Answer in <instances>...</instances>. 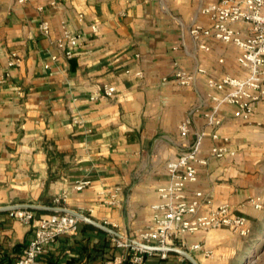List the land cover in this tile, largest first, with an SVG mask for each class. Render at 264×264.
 <instances>
[{
  "label": "crops",
  "instance_id": "obj_1",
  "mask_svg": "<svg viewBox=\"0 0 264 264\" xmlns=\"http://www.w3.org/2000/svg\"><path fill=\"white\" fill-rule=\"evenodd\" d=\"M49 1H16L0 20V207L34 203L45 209L38 214L53 212L48 208L58 207L53 197L67 190L59 207L83 211L100 222L108 217L118 234L132 236L151 221L157 188L168 177L167 162L204 130L202 156L223 136L235 154L209 157L199 165L188 195L200 189L211 205L228 201L236 213L248 217L252 230L258 209L247 198L264 192V103L254 105L248 120L223 103L216 129L221 137L213 140V128L202 113L211 108L212 95L222 91L210 88L203 76L184 85L173 77L176 68L192 70L201 63L214 77L245 72L236 61L235 44L210 39L207 49H199L188 32L192 23H209L198 8L213 0ZM40 4L44 10L38 9ZM44 18L51 22L50 36L40 32ZM62 18L85 38L69 59L55 43ZM93 22L99 24L97 32L91 30ZM12 51L23 61L9 67ZM54 53L58 58H52ZM138 69L142 75L136 74ZM105 82L114 83L117 93L91 99ZM74 115L82 123L73 122ZM185 115L191 117V127L183 136L178 124ZM82 178L91 183L75 189ZM113 185L123 188L118 205L105 204L98 196L99 189ZM208 206L202 204L198 212ZM33 235L32 225L1 209L0 264H14ZM235 237L222 227L182 238L187 247L197 242L213 249L212 264H233L239 250L232 243ZM114 245L112 232L83 224L47 245L42 257L47 264H107ZM125 251L119 247L115 254ZM174 252L169 256L176 260ZM189 252L196 260L202 256L200 249Z\"/></svg>",
  "mask_w": 264,
  "mask_h": 264
},
{
  "label": "built area",
  "instance_id": "obj_2",
  "mask_svg": "<svg viewBox=\"0 0 264 264\" xmlns=\"http://www.w3.org/2000/svg\"><path fill=\"white\" fill-rule=\"evenodd\" d=\"M24 3L27 0H16ZM57 0H50L48 5L56 4ZM45 5H38V9L44 10ZM198 12L206 15L208 24L192 23L188 32L200 49H207L210 39L232 43L239 49L236 61L245 72L241 75L224 73L214 77L208 73L207 66L196 64L192 70L176 68L173 77L178 84H190L197 77L203 76L207 85L221 93L212 95L213 104L210 109L203 111V117L207 125L213 129L210 131L213 140L220 139L216 129L222 121L218 115L223 103L234 106V115L243 119H250L253 107L257 103H264V0H213L201 3ZM78 19L83 20L84 14L79 13ZM61 33L55 38V43L60 53L66 58L74 56V53L83 41L82 31L73 30L66 19L62 18ZM91 30H99L98 22L90 25ZM40 32L45 36L51 35V22L47 18L40 21ZM59 55L52 54L56 59ZM222 60L221 57L218 58ZM23 57L17 51L9 55L8 66L14 67L22 63ZM175 63V62H174ZM176 64V63H175ZM46 67L50 64L46 63ZM136 74L142 75L138 69ZM118 88L114 83L105 82L96 87L90 98L95 100L104 96H114ZM73 122L82 123L78 115H74ZM191 117H185L178 124V131L186 136L190 131ZM205 131L196 133L194 142L182 150L174 159L166 164L167 180L158 186L159 201L152 205L151 221L134 235H121L112 233L114 242L124 249L125 254L116 255L109 259L107 264H123L129 258L133 264H148L147 257L152 252H158L161 257L169 256L167 246H176L186 249H200L202 256L197 260L198 264H212L214 251L200 243H192L186 246L183 236L186 233L206 231L208 229L226 227L233 233L246 236L250 234L251 226L242 213H236L228 201H222L217 205H211L210 197L200 189H195L191 196L188 195V184L197 179L198 166L206 163L209 157L220 158L226 154L234 155L235 150L228 145V137L223 136L222 141L213 143L208 148L207 155H201L200 145ZM91 183L90 178L77 179L75 189H83ZM123 188L120 185L106 186L98 190V196L105 204L118 205L121 201ZM68 197V191L64 190L53 197V204L58 207L53 212L38 214L34 208L22 205L9 208L10 214L22 223L34 227V235L24 247L23 252L16 258L14 264H46L41 255L47 245L55 242L60 234H74L84 219L75 212L64 209L61 203ZM254 209H260L264 205V197L260 193L247 198ZM202 204H208L205 212H198ZM93 208L90 207L89 211ZM80 211V210H77ZM83 212V211H80ZM84 213V212H83ZM102 223L115 227V222L110 218H103ZM159 245L153 249L145 244ZM176 264H187V258L182 253H177Z\"/></svg>",
  "mask_w": 264,
  "mask_h": 264
},
{
  "label": "rangeland",
  "instance_id": "obj_3",
  "mask_svg": "<svg viewBox=\"0 0 264 264\" xmlns=\"http://www.w3.org/2000/svg\"><path fill=\"white\" fill-rule=\"evenodd\" d=\"M15 3L16 0H0V20L13 11ZM260 164L264 172V152ZM260 194L264 197V192H260ZM256 217L258 220H256L254 229L250 231V234L246 236L235 234L237 237L233 239L232 243L239 250H237L233 264H264V205L258 209ZM249 219L251 222V218Z\"/></svg>",
  "mask_w": 264,
  "mask_h": 264
},
{
  "label": "water",
  "instance_id": "obj_4",
  "mask_svg": "<svg viewBox=\"0 0 264 264\" xmlns=\"http://www.w3.org/2000/svg\"><path fill=\"white\" fill-rule=\"evenodd\" d=\"M22 205H25V206H28V207H31V208H39L40 206L42 205H38V204H34V203H22V204H6V206H1L0 207V210L1 209H9L11 207H14V206H22ZM48 208H53V209H56L57 207H52V206H48ZM72 212H75L76 214H78L80 217H82L84 219V221L86 222H91V223H94L96 224L97 226H99L100 228L106 230V231H110L112 233H115V234H118L117 230L114 229L113 227H111L110 225H106L98 220H96L95 218H93L91 215H86L85 213L83 212H80V211H77V210H70ZM145 244V243H144ZM146 246L150 247V248H153V249H156V248H159V245H152V244H145ZM167 249L168 250H174L176 252H179V253H182L189 261H191L193 264H198L196 258L194 257V255L191 253V252H188L186 249H183V248H179V247H176V246H167Z\"/></svg>",
  "mask_w": 264,
  "mask_h": 264
},
{
  "label": "trees",
  "instance_id": "obj_5",
  "mask_svg": "<svg viewBox=\"0 0 264 264\" xmlns=\"http://www.w3.org/2000/svg\"><path fill=\"white\" fill-rule=\"evenodd\" d=\"M34 210H36V211H38V212H41V211H43V210H45V209H43V208H39V209L34 208ZM256 220H258L257 217L254 219L253 229H254V226H255ZM80 223H81V224H80V227H81V225L84 224L85 226L93 227V228L99 229V230H101V231H103V232H105V233H108V232H109V231H106V230L100 228L99 226H97V225H95L94 223H91V222L89 223V222H86V221L83 220V221H81ZM80 227H79V229H80ZM61 235H68V234H60V235L57 236V238H58L59 236H61ZM57 238L55 239V242H56ZM113 247H114V251H113V254L110 255L109 259H113V258L117 255V254H115V249H116V248H119V246L116 244V245H114ZM168 253H169V255H170V254H173V253H175V252H174L173 250H172V251L169 250ZM20 255H21V254H20ZM20 255H19V256H20ZM41 258H43L42 255H41ZM43 260H44L45 263L47 264L46 259L43 258ZM147 261H148V264H176V260H175L174 258L172 259V258H170V256H167V257H161L160 254H159L158 252H152L151 254H149L148 257H147ZM123 264H133V263H132V261H131L129 258H127V259H125V261L123 262ZM187 264H193V263L187 259Z\"/></svg>",
  "mask_w": 264,
  "mask_h": 264
}]
</instances>
